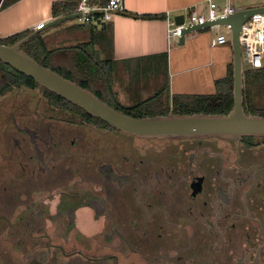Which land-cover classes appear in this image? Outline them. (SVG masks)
<instances>
[{
    "label": "flooded vegetation",
    "instance_id": "af4514ba",
    "mask_svg": "<svg viewBox=\"0 0 264 264\" xmlns=\"http://www.w3.org/2000/svg\"><path fill=\"white\" fill-rule=\"evenodd\" d=\"M120 132L47 98L5 112L0 264H264V137Z\"/></svg>",
    "mask_w": 264,
    "mask_h": 264
},
{
    "label": "crops",
    "instance_id": "0c3cea01",
    "mask_svg": "<svg viewBox=\"0 0 264 264\" xmlns=\"http://www.w3.org/2000/svg\"><path fill=\"white\" fill-rule=\"evenodd\" d=\"M59 1L64 0H16L0 7V37L36 30L38 24L58 17L53 15L52 7ZM208 1L125 0L127 10L110 21L67 20L40 34L50 49L82 46L85 50L81 54L93 58L89 66L98 62L109 74L124 106L147 100L165 86V98L213 95L219 89L217 81L226 78L233 65L230 36L224 44L216 42L219 34L229 33L228 27L213 26L188 33L183 43L179 39L169 45L167 39L168 19L176 22V16L188 15L191 8L202 11ZM214 1L235 9L261 6L255 0Z\"/></svg>",
    "mask_w": 264,
    "mask_h": 264
},
{
    "label": "water",
    "instance_id": "95a60500",
    "mask_svg": "<svg viewBox=\"0 0 264 264\" xmlns=\"http://www.w3.org/2000/svg\"><path fill=\"white\" fill-rule=\"evenodd\" d=\"M258 12H264V5L236 9L234 13L225 17L184 29L180 38V43H183L188 33L213 26L229 27L230 41L234 52V106L227 114H176L170 112L168 115L137 117L115 108L89 89L38 63L22 48L24 43L43 29L70 19L79 18L81 14L77 12L55 17L47 22L42 29H36L10 45L2 43L0 37V59L19 72L34 78L42 87L62 96L92 116L102 119L124 133L146 139L220 138L240 142L246 136L264 137V115L248 114L244 107V64L240 43L243 24ZM184 18L185 15L181 14L176 16L175 20L178 24H181Z\"/></svg>",
    "mask_w": 264,
    "mask_h": 264
},
{
    "label": "trees",
    "instance_id": "16d2710c",
    "mask_svg": "<svg viewBox=\"0 0 264 264\" xmlns=\"http://www.w3.org/2000/svg\"><path fill=\"white\" fill-rule=\"evenodd\" d=\"M16 0H4L2 7H6ZM80 0H64L53 3V15L60 16L73 13L78 7ZM154 17V16H150ZM34 30L18 32L6 38H1V42L7 45L13 44L30 34ZM22 48L38 63L45 65L62 76L71 79L79 85L89 89L108 104L125 113L142 117L155 115H168L170 112L180 114L207 113V114H227L234 106L233 98V65L230 66L229 74L226 78L218 80V92L213 95H174L168 103L164 100V95L168 89L163 87L155 96L133 104L124 106L120 103L117 92L113 87V82L109 74L97 64L91 67L89 64L93 58L82 59V46H69L50 49L44 41L43 36L38 33ZM85 50V49H84ZM94 62V61H93ZM264 80V66L258 69H248L247 79L244 76V107L248 114L264 115V108L258 107L250 91L252 81ZM28 88L43 90L47 101L62 110L80 112L90 120L96 121L105 127H112L100 118L94 117L84 109L66 100L62 96L42 87L34 78L19 72L10 64L0 59V98L15 88Z\"/></svg>",
    "mask_w": 264,
    "mask_h": 264
},
{
    "label": "built area",
    "instance_id": "2783aa9c",
    "mask_svg": "<svg viewBox=\"0 0 264 264\" xmlns=\"http://www.w3.org/2000/svg\"><path fill=\"white\" fill-rule=\"evenodd\" d=\"M264 5V3L262 4ZM127 10L125 0H107L106 2H95L94 0H80L74 12L80 13L79 17L84 23H92L96 20L110 21L115 15ZM235 8L229 4L219 5L214 0L208 1V6L202 11L191 8L184 21L178 24L174 20H167V39L169 45L179 40L186 28L203 25L207 21H214L235 12ZM42 22L36 29L44 27ZM229 29V27H228ZM229 33H221L216 42L224 44L229 41ZM242 46L243 64L246 59L249 69H258L264 66V12L255 13L242 26L240 33Z\"/></svg>",
    "mask_w": 264,
    "mask_h": 264
},
{
    "label": "rangeland",
    "instance_id": "374dc122",
    "mask_svg": "<svg viewBox=\"0 0 264 264\" xmlns=\"http://www.w3.org/2000/svg\"><path fill=\"white\" fill-rule=\"evenodd\" d=\"M4 0H0V7H2V2ZM255 2L262 5L264 3V0H255ZM78 21L80 18L70 19ZM226 31V28H224ZM82 59H86L84 55H82ZM249 69L248 63L246 59H244V76L245 79H247V71ZM250 91L254 97V101L256 102V105L258 107H264V95L261 94V81H252L250 83ZM46 99V96L40 88L36 89H28V88H15L14 90L8 92L4 96L0 98V119L4 117L5 112H8L9 108L13 106L14 104H18L19 102H27V103H33L35 100L38 99ZM122 137H133L128 134L120 132ZM144 140V139H142ZM156 141V140H155ZM7 264V262L5 261ZM3 264V262H2Z\"/></svg>",
    "mask_w": 264,
    "mask_h": 264
}]
</instances>
